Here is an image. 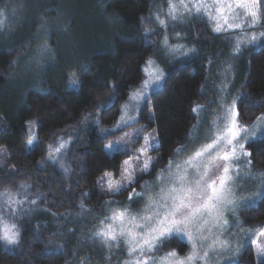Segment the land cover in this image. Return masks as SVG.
I'll return each mask as SVG.
<instances>
[{
	"label": "trees",
	"instance_id": "obj_1",
	"mask_svg": "<svg viewBox=\"0 0 264 264\" xmlns=\"http://www.w3.org/2000/svg\"><path fill=\"white\" fill-rule=\"evenodd\" d=\"M24 1L23 22L8 39L0 36V187L18 194L26 190L12 213L19 244L0 240V264L94 262L103 255L87 239L80 242L91 229L90 217L103 214L110 199L126 203L134 189L144 193L180 152L176 150L190 142L197 121L193 109L210 100L206 81L221 52L220 35L190 20L189 40L195 42L188 43H195L198 53L158 61L164 80L147 93L131 124L110 130L122 104L142 85L146 63L160 52L163 33L152 17L158 0H21L22 7ZM245 52L243 103L238 99L236 106L238 119L247 124L264 113V40ZM73 75L76 85L70 83ZM110 100L105 111L101 106ZM141 127L151 130L159 144L152 150L149 171L120 193H103L99 177L116 174L128 155L110 152L107 145ZM60 144L61 151L50 156ZM245 149L251 154L249 167L264 177V133L247 141ZM140 200L131 201L130 207ZM79 216L83 225L74 224ZM239 218L247 225L264 224V196L256 197L254 205H243ZM65 228L77 238L62 237ZM55 237L57 247L51 245ZM251 245L245 244L228 264H264ZM186 248L177 236L160 246L177 253Z\"/></svg>",
	"mask_w": 264,
	"mask_h": 264
},
{
	"label": "rangeland",
	"instance_id": "obj_2",
	"mask_svg": "<svg viewBox=\"0 0 264 264\" xmlns=\"http://www.w3.org/2000/svg\"><path fill=\"white\" fill-rule=\"evenodd\" d=\"M20 1L21 0H5L3 2L4 5L2 4V6L0 7V11H3L4 13L3 16H0V21H3V23L0 24V36L3 38L8 39V37H10L9 35L14 31L16 25L20 22H23L24 20V9L27 6L24 1L22 7L20 5ZM173 2L176 3L179 8L180 0H173ZM185 2H189V0H185ZM191 2H195V0H191ZM208 2L211 3V0H208ZM260 8L261 15L259 17L258 23L255 26L245 27L243 32L238 29L231 31L216 32L214 31V28L216 27V22L210 20L203 12L197 14L193 11L191 13H185L183 16L179 17L176 20H171L167 15L169 10V0H158L155 3V5L153 6L154 12L152 13V17L155 21V24L161 26L163 34L161 37L162 39L160 40V52H158L156 59H154V57L151 58L153 64L148 65L146 63L144 67V80L149 78L145 71L146 67L156 69L162 72L160 66L157 64L159 63L158 61L168 59L180 60L187 57L193 58L194 55L198 53L199 50L196 44L188 43L195 42L189 40L192 33L190 35L188 29L191 28V25L189 24L190 20H199L200 22H203L212 33L220 35L218 43L221 52H219L216 60H214L212 62V65L209 67V77L206 81V91L208 89L210 100L207 105L199 107V110L196 111L197 121L196 124L193 126L190 142L173 159L171 168H169L168 166L163 170H159V172L154 176L152 181L148 183L150 186H146L147 188L144 192L145 195L140 197L141 200L139 201L137 207H130L131 201H134L136 198H138L133 197V199L130 200V194H132L133 191H135L136 193H143V190L140 191L134 189L128 195L126 203L118 202L115 199H110L108 202L109 206H107V208L103 210V214L97 217H94L93 215L90 217L91 229L88 230V232L86 233L88 237L84 233L86 238L83 237L84 239L80 242H83L87 239V242L90 243V248H94L97 253L101 254V257L103 255L101 260L93 258V262L92 260L87 258L86 261H81V258H79V261L73 259L71 264H125V261L135 259L134 256L128 255V245L124 242L123 238L120 240L119 244L113 242L111 245H106L99 239H95L94 234L102 227V220H104L106 223L111 222L105 220V218L111 216L112 213L116 210L122 211L124 209H127L130 215L137 217L145 214V206L148 202V197L155 195V193H158L162 185H168L170 183V174L176 172V165H183V162L190 155H192V153H194L202 145L211 143V141L215 139V135L218 131H223L227 123V121L224 119L226 115L225 108L231 106L234 100L236 101L237 105V101L242 95L241 80L244 76L242 60L245 57V51H249L250 49L256 48L264 40V37L260 36L261 33H264V0H261ZM179 10L183 11L182 8H180ZM157 17H159L160 20H164L165 24L161 25L157 20ZM236 23H240V21L237 20ZM247 23H251V21L249 20ZM253 34L258 37L257 42L255 44L242 45L240 53L233 54V48L236 44V37L242 35L250 37ZM165 41H167L166 44ZM148 61H150V59ZM159 84L155 86L149 85L147 93ZM140 89L141 86L130 93L127 100L121 106L120 116L118 117L116 123L112 126V128H110V130L118 129L117 126L120 122L121 116L124 114L125 105H128L127 116H131L136 119V114L143 101H140L137 104V102L133 100V94ZM258 117H264V113L257 116L253 119V121L247 124L241 122L237 117L239 125L244 126L249 130L247 133L249 139L242 138L240 139V143H243L245 145V143L250 139L257 138L264 133V126L258 124ZM133 120H131L128 124H131ZM142 129L143 128L141 127L125 131L123 135L120 134L121 136H119L117 140L110 142V144L107 145V150L110 152L113 150L126 151L128 155L124 159V161L129 160L130 157L137 156L139 154L138 150L145 145V141L147 139L155 137L151 130L144 131ZM29 130L31 131V128H29ZM244 135L245 134L242 133V136ZM222 147L223 145H221V148ZM152 150L153 149L149 148L147 155L153 158L154 155ZM216 151H219V149H217ZM216 151H213L211 153V156H215ZM244 151H246L245 148ZM139 155V160L137 161L134 159L131 166L133 172L135 173L134 183L137 182V179L141 177V175L147 173L141 171L145 156L142 154ZM211 156H205L203 161H201V164L207 163L208 160L211 159ZM247 160V157L241 156L240 159L236 161L233 165V168L238 169V171L234 170L232 172V175L234 178L237 176L239 177L235 180V184L233 185V196L237 201V207L234 210L230 208L222 209L221 215L218 218L221 222L223 220H227L228 224L220 228H213L211 232L205 230L203 235L208 237V239H206L202 243H198V247L201 250V254H203V251L205 250L209 252L207 264H228L233 262L237 258L239 252L242 250V247L247 243L252 244L251 246L253 248L252 250L255 258L257 260H264V224L257 226L247 225L242 223L239 218V209H241L243 205L247 204L246 201L249 198L258 197L259 193L261 192L260 182L262 173L260 171H256L255 169H251L249 167V164L247 163ZM124 161L120 170L116 174H113L112 172L106 173H112L113 181H120L122 183H125L126 188H128L129 185L127 184V181L121 180V174L124 168ZM219 163L223 162L220 161ZM162 173L164 175V179L161 181L158 180V177ZM187 174L190 180H195L199 178L196 174L195 169L189 168ZM219 174V170L215 171V173L212 175V178H215V176ZM102 177H104V174L99 177L98 180V187L100 188V190L105 194H117L111 193L107 190L108 179L105 178L104 180H101ZM134 183H131V185H133ZM7 193H11L12 198L14 200L20 201L21 193L26 194V190L18 194V190H13L6 186L0 187V217H3V219L6 220L9 224H15V220H13L14 214L12 215V213L14 210L19 209L21 203L12 205L6 204V201L8 200V196L6 195ZM82 218L83 217L80 216L77 217L74 220V224L83 225L81 222ZM206 219L209 218L206 217ZM208 227H212L211 220L209 222ZM84 229L85 228H81L80 230ZM71 230V228H65L62 229L64 233L59 234H61L62 237L65 236L67 238H71L74 236L73 239H76V233L72 234V236L67 234V232ZM66 234L68 236H66ZM2 235L3 226L0 225V236ZM174 236H177L187 244L186 250L183 253H178V255L180 257H184L185 255L189 254L192 251V248L191 244L187 242L186 235L184 233H181L179 235ZM57 239L58 238L56 237L53 238L54 243L51 242V245L53 247L58 246ZM216 240L224 242L225 246L221 247V245L217 243L215 245L214 250H209V245ZM1 241L5 245L11 246L5 241ZM170 251L175 250L160 249L159 247L158 250L154 251L153 253H150L149 255L153 258H160ZM102 261H104V263H101ZM196 264H204V262L197 261Z\"/></svg>",
	"mask_w": 264,
	"mask_h": 264
},
{
	"label": "snow or ice",
	"instance_id": "obj_3",
	"mask_svg": "<svg viewBox=\"0 0 264 264\" xmlns=\"http://www.w3.org/2000/svg\"><path fill=\"white\" fill-rule=\"evenodd\" d=\"M191 3V6H190ZM261 0H195V2H185L180 0L179 8L173 0H169L168 17L171 20H176L185 13L195 12L197 14L203 12L210 20L216 22L214 31H244L245 27L255 26L261 15L260 8ZM182 8L183 11L179 9ZM3 11H0V16H3ZM157 20L161 25L165 24L164 20ZM239 20L240 23H236ZM251 23H247L248 21ZM231 21V22H230ZM3 21H0L2 24ZM264 37V33L260 34ZM258 37L238 36L236 44L233 48V54H239L242 45L255 44ZM167 41H165V44ZM174 51V50H173ZM148 65L153 64L150 60ZM148 79L144 80L141 89L133 94V100L137 102L147 99V91L149 85H157L165 78V73L156 69H145ZM70 83L78 84L75 75L70 78ZM243 103V94L239 98ZM112 106L111 100L101 107L106 111ZM124 114L121 116L118 128L127 125L134 117L127 116L128 105L124 106ZM199 106L193 111H198ZM225 117L227 121L223 131H218L215 139L211 143L202 145L192 155H190L183 165H176V172L170 174V183L162 185L160 191L153 196L148 197V202L145 206V214L137 217L130 215L127 209L116 210L111 216L105 220L111 221L106 223L101 221L102 227L94 234L95 239H99L106 245H111L113 242L119 244L123 238L128 245V255L134 256L135 259L125 261V264H196L197 261H203L207 264L209 252L203 251L198 247V243H202L208 237L204 236L205 230L211 232L213 228H220L228 224L227 220L222 222L218 219L222 209H235L237 201L233 196V185L239 177H233L232 172L238 171L233 165L240 159L241 156L250 157V153L244 151L245 145L240 143V139H249L247 136L248 128L239 125L237 117L239 115L236 110V101L232 105L225 108ZM258 124L264 126V117H258ZM242 133L245 135L242 136ZM138 135V133H137ZM29 144L32 141L29 140ZM221 145L223 147L221 148ZM158 140L155 137L147 139L145 145L138 152L145 156L142 172H148L150 165L153 163V158L147 155L149 148L155 149L158 147ZM64 144L53 148L50 152H60ZM219 149V151H216ZM177 152L181 149H177ZM216 151L215 156L211 153ZM130 157L124 161V168L121 174V180L127 181V184L135 182V173L132 170L133 160H139L140 155ZM205 156H211L207 163L201 164ZM55 158V157H53ZM158 159V158H157ZM222 161L223 163H219ZM251 164V160H247ZM172 166V161H169V168ZM195 169L198 179L190 180L188 177V169ZM219 170V175L212 178L215 171ZM112 173H105L104 177L108 179L107 190L111 193H120L126 190V184L120 181L112 180ZM163 173L158 177V180H163ZM261 192L259 195L264 196V177H261ZM8 200L6 204H20L21 201H16L12 198L11 193L6 194ZM145 193H136L133 191L129 199L133 197H141ZM256 197L249 198L246 203L254 205ZM35 203V201H33ZM209 218V219H206ZM211 220L212 227H208ZM0 225L3 226V235L0 240L5 241L9 245L19 244V229L15 224H9L3 217H0ZM184 233L187 242L191 244L192 251L180 257L176 251H170L163 257L153 258L150 253L158 250L166 241L173 238L174 235ZM219 243L221 247L225 244L222 241L216 240L209 245V250H214L215 245ZM62 247V246H61Z\"/></svg>",
	"mask_w": 264,
	"mask_h": 264
}]
</instances>
